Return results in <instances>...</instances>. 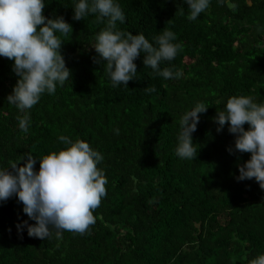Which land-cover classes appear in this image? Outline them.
Segmentation results:
<instances>
[{
	"label": "trees",
	"instance_id": "obj_1",
	"mask_svg": "<svg viewBox=\"0 0 264 264\" xmlns=\"http://www.w3.org/2000/svg\"><path fill=\"white\" fill-rule=\"evenodd\" d=\"M118 2L126 17L119 30L150 42L166 28L176 34L182 49L161 67L182 76L156 75L141 53L137 79L113 87L106 62L93 59L104 24L94 14L73 20V0H45V16L73 26L61 47L71 79L28 110L25 133L6 100L17 81L13 61L0 57V167L31 152L38 169V157L64 147L59 135L83 139L103 154L106 195L84 233L57 237L52 229L44 240L17 230L35 221L15 196L0 202V264H248L264 253V189L236 179L250 153H229L234 134L227 124L217 132L213 117L232 95L264 102V0H211L196 20L187 19L184 0ZM196 102L209 106L192 133L198 154L185 160L175 153L176 133Z\"/></svg>",
	"mask_w": 264,
	"mask_h": 264
},
{
	"label": "clouds",
	"instance_id": "obj_2",
	"mask_svg": "<svg viewBox=\"0 0 264 264\" xmlns=\"http://www.w3.org/2000/svg\"><path fill=\"white\" fill-rule=\"evenodd\" d=\"M184 3L187 19L196 20L209 8L211 0H184ZM45 5V0H0V57L13 61L11 67L17 75L6 100L21 113L17 116L18 126L25 133L31 123L28 110L38 103L42 94H54L58 85L63 86L71 79V69L61 47L65 42L63 37L73 31V26L63 16H45ZM71 7L73 20L94 14L96 22L104 24L91 45L97 54L94 61L106 62L105 71L113 87L127 86L129 80L137 79L135 60L141 53L143 65L156 75L165 79L182 76L180 69L161 67L182 49L170 29L153 36V42L143 33L119 30L117 22L123 24L126 17L118 0H73ZM145 91L156 89L146 87ZM208 106L196 102L180 116L175 147L179 158H196L198 150L192 133L197 128L199 114L206 112ZM213 120L217 132L227 124L228 132L234 134V145L227 148L229 153H250L243 164H238L236 179L254 178L264 189V102L248 95H232ZM57 139L64 147L38 157V169L31 152L10 163L11 170L9 166L0 167V202L15 196L22 203L23 212L35 221L30 224L22 220L16 224L17 230L26 227L29 236L42 240L52 235V229L57 237L62 230L84 233L95 223L93 212L106 195L107 177L97 166L104 159L103 154L83 139L73 141L63 134ZM22 159L24 163L18 164ZM248 264H264V253L251 258Z\"/></svg>",
	"mask_w": 264,
	"mask_h": 264
}]
</instances>
